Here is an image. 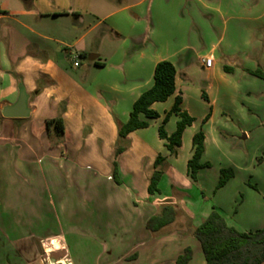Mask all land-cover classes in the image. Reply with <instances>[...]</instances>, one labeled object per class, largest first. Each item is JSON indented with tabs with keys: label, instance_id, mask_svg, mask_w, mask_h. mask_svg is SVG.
<instances>
[{
	"label": "crops",
	"instance_id": "0c3cea01",
	"mask_svg": "<svg viewBox=\"0 0 264 264\" xmlns=\"http://www.w3.org/2000/svg\"><path fill=\"white\" fill-rule=\"evenodd\" d=\"M167 5L175 7V26L167 22ZM238 5L239 0H0L2 250L13 246L6 239L51 240L61 264H83L71 257L68 239L83 244L77 228L84 223L80 230L90 224L97 235L85 245V255L97 256L90 264H129L141 260L139 254L147 255L145 264H173L187 249L193 252L188 264L195 258L196 264H206L194 232L214 209L241 232L264 229V174L256 155L248 159L239 144L254 139L255 124L264 126V81L244 71L264 70V42L261 54L251 41L253 31L264 29V11L254 16V26L234 25L239 40L229 38L225 27V44L204 40L193 27L201 24L210 34L207 14L226 15ZM187 7L189 18L183 21L178 12ZM210 57L213 65L206 68ZM162 61L177 70L175 94L152 106L159 118L148 119V128L121 141L119 126L154 86ZM21 92L27 95L29 117L5 119L4 108L15 105ZM178 97L181 110L195 122L172 156L159 129L164 126L168 136L176 131L177 115L164 120ZM59 119L62 135L47 127ZM200 131L206 146L202 163L211 167L201 169L193 182L188 163ZM159 156L166 160L160 193L151 195ZM223 169H233L234 177L218 189ZM241 172L252 175L256 185ZM241 190L248 196L236 210ZM12 194L21 207L30 201L32 209L23 220L27 214L20 211L19 218L16 204L17 219L6 233L7 213L1 208ZM165 207L176 212L174 222L151 232L148 222Z\"/></svg>",
	"mask_w": 264,
	"mask_h": 264
},
{
	"label": "trees",
	"instance_id": "16d2710c",
	"mask_svg": "<svg viewBox=\"0 0 264 264\" xmlns=\"http://www.w3.org/2000/svg\"><path fill=\"white\" fill-rule=\"evenodd\" d=\"M226 72L233 70L229 67L224 68ZM251 74L264 80L262 70L251 72ZM177 70L173 63L162 61L158 63L155 70L154 86L143 93L135 102L130 114L129 121L119 126V139L126 140L137 130L149 127L148 119H157L159 114L152 109L155 103L166 102L176 92ZM182 98L176 99L172 110L167 114L164 123H167L172 115H177L180 119L177 123L176 131L168 136L164 126L159 129V135L164 140L166 149L172 156H176L177 148L181 147L185 130L192 126L195 119L180 108ZM208 119V118H206ZM48 129L54 128L58 135L65 133L62 120H53L47 123ZM194 154L188 163L189 176L193 182H197L201 169L211 167L209 164L202 163L205 154V135L203 131L198 132L193 138ZM120 148L118 153H122ZM166 160L159 156L154 164V173L150 179L149 193H160L159 184L163 171L160 167ZM116 167V166H115ZM234 177L233 169L221 170L218 189L224 187L229 180ZM176 218V212L172 207H165L162 214L152 217L148 222L147 228L151 232H157L170 225ZM194 236L200 242L205 256L206 264H262L264 262V229L257 232H241L235 227L229 226L225 218L217 211L213 210L209 217L196 229ZM193 257L191 249L178 258L173 264H188Z\"/></svg>",
	"mask_w": 264,
	"mask_h": 264
},
{
	"label": "rangeland",
	"instance_id": "374dc122",
	"mask_svg": "<svg viewBox=\"0 0 264 264\" xmlns=\"http://www.w3.org/2000/svg\"><path fill=\"white\" fill-rule=\"evenodd\" d=\"M136 1V0H134ZM148 5V3L144 4V7H146ZM189 6V5H188ZM258 11H257V9ZM174 5L172 6H168L167 5V22L169 25H174L173 22V18L175 16L174 12ZM264 11V0H239V5L232 7L229 12L225 15V14H216L215 12H210L207 14L205 20L208 22V24L211 27V33L210 34H206L202 25L198 24V25H194V31L197 32V34H199L201 36V38H203L206 41H214V42H219L221 40L222 44L226 43L228 41V37L224 34V28L226 27V30L230 32L229 34V38L231 39H241L242 36L241 34H234V25L238 24L243 28L247 27V26H254L255 21H254V16L257 14V12H262ZM132 12V11H131ZM180 13L179 17L180 19H182L183 21H186L189 18L188 15V7L187 8H183L180 12H178V14ZM225 20V21H224ZM226 20H228L226 22ZM199 23V22H198ZM175 26V25H174ZM199 26V28L197 29V27ZM253 38L251 41H253V49H258V51H261L262 54V44L264 42V29H258L253 31L252 34ZM257 51V52H258ZM222 53V52H221ZM259 54V53H258ZM260 55V54H259ZM231 68V67H229ZM233 71L231 73H234L235 68H231ZM262 70V72L264 73V70L260 67L257 66V68L255 70H250V69H244L245 72L251 74V72H256L258 70ZM253 75V74H251ZM255 76V75H253ZM257 77V76H255ZM259 78V77H257ZM261 79V78H259ZM264 81V80H263ZM264 115V114H263ZM231 117V116H230ZM262 118V116H259ZM230 119V123H232V118H228V120ZM236 122V121H235ZM256 122V121H255ZM256 125V124H255ZM254 125V139L252 141H247L245 143L240 142L239 144H242L244 146V151H246L248 154H250V156H248V159L252 156V154L256 155V166L261 167V172H263L264 174V126H258ZM232 128V127H231ZM223 136L227 134V132L222 133ZM228 137V136H227ZM234 140H229L228 141V145L233 147V143ZM239 146V145H238ZM240 147V146H239ZM248 165V164H247ZM246 165V163L243 164L244 167H248ZM240 176H244V178L248 179V180H252V175H249L245 172H241ZM254 180L251 181L252 185H256L255 182H253ZM242 182H240L241 184ZM13 193V192H12ZM41 192H39L40 194ZM241 194H239L236 197V202L238 203L237 206H235V209H238V205L241 203V201H243L244 199H247V194L244 192V190L240 191ZM14 194V193H13ZM11 195V197H8L7 195V199L5 204V207L3 206L1 208L2 212H6V226H4V229L6 231V233H10L11 227L13 226V221L14 219H17V217H15L14 214V206L18 207L20 206L19 201L20 198L16 197L14 195ZM234 194L232 192V194H229L228 196V201H231L234 197ZM29 205L28 206H24V207H19L17 208L19 210L18 216L20 218V211H23L27 214V216L25 218H23V220H29L30 217H28V215L30 214V210L32 209V207L30 206V201H28ZM33 203V202H31ZM17 204V205H16ZM220 213V212H219ZM222 215V213H220ZM224 218L225 216L222 215ZM76 220H80V217H75ZM83 220H85L83 218ZM226 220V218H225ZM226 222L229 225V222L226 220ZM84 224V223H83ZM80 223L79 226L83 227ZM87 224V223H86ZM78 225V224H77ZM88 226L90 224H87ZM30 226H33L30 225ZM86 227L85 229H79V231H77L79 233V235L81 236L80 240L81 243L83 244H75L76 243V239H68L69 245L70 247H72V253L71 257L75 259V261H78V263H80L81 261H83V264H90L92 261L96 260L97 256L89 254L88 256L85 255V252L88 251L87 247L85 246L87 243L89 242H95V239L97 237L96 233L92 230H90L89 227ZM230 226V225H229ZM3 241V240H0ZM6 244L8 246H10V243L13 245L10 247V249L2 250L0 248V264H15V262L17 261V264H21V261H24L27 264H61V258L59 256H55L53 255V253L51 252L50 249H52V245H51V240H43V241H39L36 239H32V240H21L19 242H16L15 240H11V239H6ZM16 242V243H15ZM14 243L15 246L16 244L17 247H14ZM24 245V246H23ZM1 246V245H0ZM18 252H23V254L18 255ZM83 253H82V252ZM16 253V254H15ZM139 259L138 261H135L134 259L136 258H132L129 260V264H145V259L147 258V255H143L139 254L138 256ZM193 258V257H192ZM197 263V258H195V260L193 261L192 264H196Z\"/></svg>",
	"mask_w": 264,
	"mask_h": 264
},
{
	"label": "water",
	"instance_id": "95a60500",
	"mask_svg": "<svg viewBox=\"0 0 264 264\" xmlns=\"http://www.w3.org/2000/svg\"><path fill=\"white\" fill-rule=\"evenodd\" d=\"M3 117L5 119H26L30 115V110L27 104V95L21 92L18 102L13 106L4 108ZM264 264V262L262 263Z\"/></svg>",
	"mask_w": 264,
	"mask_h": 264
},
{
	"label": "built area",
	"instance_id": "2783aa9c",
	"mask_svg": "<svg viewBox=\"0 0 264 264\" xmlns=\"http://www.w3.org/2000/svg\"><path fill=\"white\" fill-rule=\"evenodd\" d=\"M76 59H78V58H76ZM212 65H213V58H212V57L207 58V59L205 60V67H206V68H211ZM79 66H80V64H79V62L77 61V62L75 63V67H79ZM50 250H51V249H50Z\"/></svg>",
	"mask_w": 264,
	"mask_h": 264
}]
</instances>
